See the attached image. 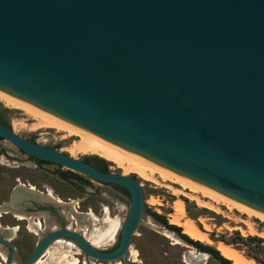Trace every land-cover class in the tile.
<instances>
[{
  "label": "water",
  "instance_id": "obj_1",
  "mask_svg": "<svg viewBox=\"0 0 264 264\" xmlns=\"http://www.w3.org/2000/svg\"><path fill=\"white\" fill-rule=\"evenodd\" d=\"M0 88L264 212V0H0ZM0 137L131 199L117 248L63 226L15 264H35L59 238L87 258L129 255L145 207L135 175L1 123Z\"/></svg>",
  "mask_w": 264,
  "mask_h": 264
},
{
  "label": "rangeland",
  "instance_id": "obj_2",
  "mask_svg": "<svg viewBox=\"0 0 264 264\" xmlns=\"http://www.w3.org/2000/svg\"><path fill=\"white\" fill-rule=\"evenodd\" d=\"M0 108H6L4 116L8 124L13 128V125L18 123L16 129H13L27 139L31 140L34 138L40 144L59 149L81 159L99 156L80 148L82 138L79 135H69L54 128H35L33 127L35 121L24 114L22 110L8 107L1 101ZM90 161L94 163L93 159H90ZM108 161L110 170L124 173L122 166L117 165L113 161ZM53 169L69 171L71 177H74L75 174L83 176L88 180L86 188L92 192L79 190L72 181L61 178L56 174V171H52ZM125 174L135 175L141 182L145 192V207L142 222L132 238L130 248L138 252V260H132L130 251L128 257H121L117 261L122 262V264H221L211 254H207V257L203 259L189 257L190 251L195 254L204 252H199L201 251L199 249L196 250L195 246L181 238L177 231L161 224L153 217L152 213L158 212L166 215L169 223L176 224L174 219L178 213L176 208L179 201H182L185 207V218L181 220V223H184L187 219L194 221L200 233V239L196 240L210 244L215 248L220 242H225L239 250L247 258L253 259L256 264L261 263L253 256L264 260V248L262 247L264 242L260 245L259 241L249 239L250 236H259L264 239V222L259 218L249 217L246 213H241L237 209H229L223 204H216L208 198L199 196L204 202L214 204L218 208V210L210 209L185 195L189 191L183 190L178 184H171L175 189L180 190L179 192H173L166 186L142 179L133 171H126ZM20 182L31 183L43 192L49 189L55 196L65 201L69 200L68 202L73 201L76 205L80 204L83 211H88V208H92L93 213L99 218L103 217L104 210L107 207L113 217H117L122 221V226L131 204L130 196L126 190L117 185L96 181L75 170L55 163H47L43 169L37 168L35 162L18 147L7 140L0 139V206L4 202L11 200V192ZM63 213L69 214L70 210L64 207ZM75 216V220H77V217L79 218L81 215ZM0 223L2 226H11L12 224L20 226L19 230L15 232L17 238L13 241L18 246L14 264L26 259L33 250V248H27V245H33V242L38 239L37 236L29 232L25 221H14L9 214H4V216L0 217ZM78 224L77 221H71L70 218L69 222H67L69 227L74 226L77 228ZM47 225L53 226L46 227L47 229L50 228V230L55 229L56 226L54 223H48ZM176 225L181 226L183 228L182 233H185V225ZM97 226L99 227L100 224H97ZM78 231L82 232V229ZM120 232L121 229L116 241L100 248H113L119 242ZM29 240L31 241L30 243H28ZM58 240L50 246L51 248L49 247L51 255L45 257L47 263L55 264L51 262V256L59 251L71 250L64 243L58 242ZM63 240H66V242L72 241L71 239ZM8 251V248H0V264H5L9 254ZM75 256L79 259L81 258L80 253ZM90 260L93 264H113L116 261H101L93 258H90Z\"/></svg>",
  "mask_w": 264,
  "mask_h": 264
},
{
  "label": "bare ground",
  "instance_id": "obj_3",
  "mask_svg": "<svg viewBox=\"0 0 264 264\" xmlns=\"http://www.w3.org/2000/svg\"><path fill=\"white\" fill-rule=\"evenodd\" d=\"M0 101L3 102L8 107L22 110L24 114H26L27 116H29V118H32L35 121L33 124V127L35 128H54L57 131L67 133L69 135L76 134L81 136L82 138V142L80 146L81 149L85 151H90L91 153H95L107 160L113 161L119 166H122L124 168V173L126 171H133L137 173L139 177H141L142 179L151 181L158 185L166 186L170 190H173V192H179L180 190L175 189L171 184H178L183 190L189 191L186 192L185 195L191 197L192 199H195L197 203L203 206H207L213 210H218V208L214 204H209L207 202H204L202 199H200L199 196L208 198L216 204H223L227 206V208L229 209L231 208L237 209L241 213H246L249 217H256L264 222L263 211L255 209L214 188H211L192 178H189L176 171L166 168L133 150L124 148L98 135H95L94 133H91L88 130H85L73 124L72 122L58 116L55 113L46 110L30 101L20 98L1 88H0ZM17 125L18 123H15L13 125V128L16 129ZM32 188H35L34 185H32ZM26 194L32 195L33 193L27 192ZM37 196L38 195H36V197ZM48 198L52 199L53 201L55 200L57 202H60L58 204H63L64 206L69 205L73 209H75L76 204H74L73 201L68 202L61 199L60 197L55 196L49 189H48ZM12 205L14 207V204ZM13 210L10 209V211ZM176 210L178 213L174 219V223L185 225L186 228L184 232L186 234H188L194 239H200L199 230L196 227L194 221H192V219H187L185 220L184 223L183 222L181 223V220L185 218V207L182 201H179L177 203ZM14 211L17 210L15 209ZM1 213L2 211L0 209V214ZM16 214H18L20 218H24L27 215V214L25 215L24 213H16ZM77 214L74 213V211L70 210V213L65 215H67L68 218L70 219H75L76 218L75 215ZM80 215L81 216L79 218L77 217V223H79L77 225V229L78 230L82 229V233L85 234V236L93 243V245L100 248L106 246L109 243L116 241L119 231L120 229H122L121 228L122 221L117 217H113L110 213V210L107 207L104 210V214L102 218L97 217L93 213V211L87 214L83 213ZM27 217L30 218V223H29L30 228L40 233L41 228H43L40 225L41 221L40 222L38 221L37 224L35 225L34 222H32L33 217H29V216ZM97 224H100V226L98 227ZM48 227H53V226H48ZM16 230L17 227L13 229L0 228V232H3L4 235L9 238L15 234ZM63 239L62 240L57 239V240L58 242L64 243L71 250L69 251L62 250L52 255L51 262H54L55 264H80L81 263L80 259L77 256H75L76 254L80 253L79 247L77 246V244H75L76 242L75 243L72 242L73 240L66 242V240ZM217 248L220 250L223 256L231 259L234 262V264H256L253 259L247 258L239 250L235 249L230 244H227L225 242H220ZM207 254L208 253L195 254L194 252L190 251L188 256L191 258L203 259L207 257ZM49 255H51V250L47 249L46 253L35 264H51V263H47L45 259V257ZM131 256L133 258L132 259L133 261H137L139 254L136 250H131ZM116 264H122V262L117 261Z\"/></svg>",
  "mask_w": 264,
  "mask_h": 264
},
{
  "label": "flooded vegetation",
  "instance_id": "obj_4",
  "mask_svg": "<svg viewBox=\"0 0 264 264\" xmlns=\"http://www.w3.org/2000/svg\"><path fill=\"white\" fill-rule=\"evenodd\" d=\"M29 157L35 162V165H36L37 168H42L43 169V168L46 167V164L47 163H51V162H48V161H44L43 163H40V160L39 159H36L34 157H31V156H29ZM52 171H56V174L58 176H60V177H61V175H60L61 172H67L68 173V177H61V178L66 179V180H69V181H72L77 186V188L79 190H82L84 192H89V193L92 192L91 190H89V189L86 188V183H88L87 180L86 179H85V181L80 180V178H79L80 175L75 174L74 175L75 179H74V177H71L70 176L71 173L69 171H61L59 169H57V170H54L53 169ZM34 187L35 188H32V184L31 183H23V182H20L19 184H17L13 188V191L11 192V195H10L11 198L10 199L13 200V198H15V197H18L19 198L20 196H21V198L18 199L16 201V203L14 204L16 206L13 207V205H12V206H10L11 208H9L7 211L2 212L0 214V217L4 216V214H6V215L9 214L14 221H25L26 228L29 230V232L32 233V234H34L35 236H37L38 239L33 242V245H30V244L27 245L28 246L27 248H33V250H34V248L36 247V245H37L38 241L40 240V238L44 234H46L47 232L50 231V228H48V229L46 228V226H47L48 223H54L56 225L55 228H61L63 226L64 227L65 226H69V225H67V222H69V218H68L67 215H65L63 213V210H64V207L65 206H66L67 210H72L76 214L78 212L77 215H80V214H83V213L84 214L85 213L87 214V213H90L91 211H93L92 208H88V211H83L81 209L82 206L80 204L76 205L75 206V209H73L69 205H65L64 206L63 204H58L60 202H57L55 200L53 201L52 199H49L48 198V189L46 190V192H43L40 189H38L37 186L34 185ZM27 192L33 193L34 195L33 194L32 195H27L26 194ZM36 195H38V196L36 197ZM47 200H49V201H47ZM10 201H8V202H10ZM4 203H6V202H4ZM14 208L18 212L17 211H14L15 210ZM10 209H12V210L14 209V210L13 211H10ZM15 212L16 213H24L25 215L26 214L27 215L24 218H20L18 216V214H16ZM27 216L33 217L32 222H34L35 225L37 224L38 221L39 222L40 221L42 222V223L40 222L41 227H43V228H41V231H40L41 233H38V232L34 231V229L30 228V226H29L30 218H28ZM72 220H74V222L77 221L75 219H71V221ZM16 227H17V230L16 231H18L19 228H20V226L17 225V224H12L11 226H2V224L0 223V228H3V229H5V228L6 229H8V228L13 229V228H16ZM71 228H76V227L73 226ZM79 232H81V231H79ZM12 236H14V237H12ZM12 236L9 238V237L5 236L3 232H0V237H3V238H5V239H7V240H9L11 242L13 248H15V254H16V248H18V246H17L16 242H13V241L17 238V235L14 234ZM68 239H71V238H68ZM30 242L31 241L29 240L28 243H30ZM118 244H119V242L113 248H110V249L108 248V250H112V249L117 248L118 247ZM0 248H8V250H9L8 253H10V248L11 247L9 245L5 244L4 242H2L1 240H0ZM33 250L31 251V253L33 252ZM31 253H30V255H31ZM90 258H92V257H88L87 258L84 255H81V258H80V262L81 263L80 264H93V262L90 260ZM127 260L130 262L129 259H127ZM116 261L113 264H115ZM132 263H136V262H132Z\"/></svg>",
  "mask_w": 264,
  "mask_h": 264
},
{
  "label": "trees",
  "instance_id": "obj_5",
  "mask_svg": "<svg viewBox=\"0 0 264 264\" xmlns=\"http://www.w3.org/2000/svg\"><path fill=\"white\" fill-rule=\"evenodd\" d=\"M6 111V108L1 109L0 108V123L7 125L9 127H11L8 122L5 119L4 116V112ZM0 139H2L0 137ZM32 141H35V139H31ZM90 159L94 160V163H92L93 165H95L96 167L108 171L109 169V161L105 158H102L100 156H93V157H89L86 158L87 161L91 162ZM44 160H40V163H43ZM61 177H68V173L67 172H61ZM80 180L85 181V178L83 176H79ZM88 182V180H87ZM118 186V185H117ZM120 187V186H119ZM127 192V191H126ZM128 194V192H127ZM129 195V194H128ZM153 217L159 221L161 224L167 226L168 228L175 230L178 232V234L180 235L181 238H183L186 242H188L189 244L194 245L195 247H197L199 250L201 251H205L210 253L212 256H214L215 258H217L221 264H234V262L229 259L226 258L225 256L222 255V253L220 252V250L218 248H215L213 246H211L210 244L204 243L200 240H196L194 238H191V236H189L186 233H182L183 232V228L181 226H178L176 224H171L169 223V219L166 215L164 214H160L158 212H153L152 213ZM240 239H244V238H240ZM250 240H257L260 242V245H262V243L264 242V239L259 237V236H250L249 237ZM228 244V243H227ZM264 248V246H262ZM261 251V250H260ZM264 252V251H263ZM259 263L264 264V260L257 257V256H253Z\"/></svg>",
  "mask_w": 264,
  "mask_h": 264
}]
</instances>
